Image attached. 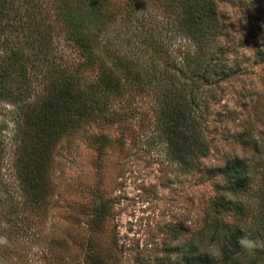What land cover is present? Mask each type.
<instances>
[{
	"label": "rangeland",
	"instance_id": "rangeland-1",
	"mask_svg": "<svg viewBox=\"0 0 264 264\" xmlns=\"http://www.w3.org/2000/svg\"><path fill=\"white\" fill-rule=\"evenodd\" d=\"M33 1L45 7L52 2ZM123 2L108 1L109 5H124ZM215 14L223 26L222 35L213 40L215 45L200 51L195 58L211 59V63L212 58L219 59L216 71L225 74L215 83L211 82L214 75L209 74L206 84H198L201 92L197 90L195 94L203 112L197 117L196 126L206 141V152L185 153L190 165L185 170L172 159L153 127L152 110L161 109L154 91L178 82L176 69L159 60L161 55L154 54L150 47L160 41L168 44L169 21L143 0L133 13L122 6L108 30L99 37L110 47L112 57L108 54L107 62L116 56L113 54L123 56L133 65L132 71L141 76L143 90L136 93L126 75H117L115 81L119 85L121 82V96L104 97L110 121L103 124L97 117L58 142L44 173L52 177L55 187L43 207L44 220H35L41 236L29 240L28 228L22 235L7 238L6 233L16 226L1 218L0 236H5L8 243L0 245V264H52V256L48 260L37 259L44 236L50 238L51 234L68 244L58 251L65 257L61 264H92L96 259L104 264H187L196 251L210 244L230 245L229 234L236 226H253L258 202L251 190L258 185V173L264 172V0H216ZM49 21L50 16L45 25ZM48 34L49 47L37 52L39 61L44 59L45 64H50L49 59L61 66L80 59L60 30L49 28ZM147 35L148 46L143 44ZM98 54L106 57L100 47ZM170 54L172 58L173 51ZM162 71L171 79L161 75ZM94 74L95 69L81 79L87 82ZM8 85V92L17 95V90ZM29 92L31 96L44 94L41 84L33 88L30 82ZM22 93H26L23 88ZM4 96L0 97L2 204L3 199H8L5 189L12 194L11 201L18 199L12 189L16 181L11 144L16 104L11 93ZM95 96L103 94L96 92ZM240 157L247 163L260 164L254 171L253 188L234 194L227 190L224 170ZM222 193L230 194L232 202L225 209L217 203ZM99 203L106 211L100 219L96 216ZM21 209L29 220L35 219L29 215V208ZM214 228L217 234L213 237ZM236 249L238 252L231 253L234 249L226 247L222 254L228 256L230 252V259H236L238 264H264V256L259 257V253ZM216 261L221 263V259Z\"/></svg>",
	"mask_w": 264,
	"mask_h": 264
},
{
	"label": "trees",
	"instance_id": "trees-1",
	"mask_svg": "<svg viewBox=\"0 0 264 264\" xmlns=\"http://www.w3.org/2000/svg\"><path fill=\"white\" fill-rule=\"evenodd\" d=\"M108 1L52 0L45 7L41 2L33 0H0V97H6L4 95L8 96V93H11V99L16 104L12 114L14 131L11 144L16 181L12 189L17 193L18 199L15 197V200L11 201L12 194L5 189L8 192V199H3L4 205L0 201V221L4 218L6 224L13 223V226H16L6 233L7 238L14 237L17 233L22 235L28 228L29 240L34 241L41 236L40 227L35 226V220H44L43 207L52 197V189L55 187L52 177L44 174L45 165L49 166L48 162L51 161L53 152L63 137L97 117L103 124L110 121V116L106 114L104 97L110 94L121 96V82L119 85L118 81H115L117 75H126L136 93L143 90L141 76L132 71L133 65L123 56L113 54L116 56L107 62L110 47L108 43L103 42L101 36L99 37V34L108 30L109 25L115 20L116 11L119 12L124 6L126 12H136L141 0H124V5H109ZM145 1L151 3L152 8L158 9L159 14L167 18L170 25L167 34L170 39L168 44L165 46V41L153 43L150 46L151 50L154 54L161 55L159 60L167 62L178 72L175 77L178 82L154 91L161 102V109L157 111L153 108L155 116L152 123L165 142L172 159L179 161L186 170L190 165L184 154H203L207 145L196 126L197 117L203 113L201 104L195 99V94L199 90L198 84L201 86L206 84L209 74L214 75L212 83L225 76L224 73L216 71L220 64L219 59L211 57L213 59L211 63V59L195 58L200 51L215 45L213 40L222 35L223 26L215 14L216 0H143L144 4H147ZM49 16L50 21L45 25ZM49 28L60 30L62 37L75 47L80 59L75 58V62H67L61 66L59 62H52L49 59L47 62L50 64H45L44 59L39 61L37 52L49 47L47 46L51 39V34L47 35ZM148 41L147 35L143 44L148 46ZM140 42L142 43L141 39ZM99 47L105 52L106 57L98 54ZM170 51L174 53L172 58ZM184 63L186 65L182 66ZM94 69L92 79L87 82L81 79ZM162 73L160 74L168 80L171 79L165 71ZM29 82L33 88L41 84L44 94L37 93L31 96ZM123 82L126 84V81ZM9 83L14 91L17 90V95L8 92L11 89ZM116 85L119 86L114 88ZM22 88L26 93H22ZM96 92L102 93L103 96H95ZM256 162L258 161L255 160ZM259 164L247 163L244 158H240L238 162L227 166L224 170L227 175L225 181L227 190L234 194L238 191H250L253 188L254 171L259 169ZM258 174H261L258 185L254 187L256 189L251 190V195L258 202L254 224L248 229L236 226L229 234L232 238L231 244L219 246L221 251L229 247L234 249L231 253L238 252L236 249L239 247L238 237L246 232L252 234V230L254 237L264 239V172ZM223 194L217 197L221 209L232 204L230 194ZM17 203L20 204L18 208ZM3 206L5 209L2 211ZM24 207L29 208V215L35 217L34 220L32 218L29 220L27 215L22 214L24 210L21 208ZM97 209L96 216L99 219L106 215L100 203ZM0 231H3V227ZM216 234L217 229H211V236L214 237ZM43 244L40 249L41 255L37 259L45 257L48 260L52 256L50 258V260L53 258L52 264H56L55 261L57 264L65 261V257L58 252L59 249L68 247L63 238L54 239L52 234L50 238L44 236ZM255 253H259V257L264 256V250ZM228 256L222 254L220 264H238L236 259L231 260ZM92 264L104 263L101 259H96ZM187 264L219 262L208 258L205 253L196 251Z\"/></svg>",
	"mask_w": 264,
	"mask_h": 264
},
{
	"label": "clouds",
	"instance_id": "clouds-1",
	"mask_svg": "<svg viewBox=\"0 0 264 264\" xmlns=\"http://www.w3.org/2000/svg\"><path fill=\"white\" fill-rule=\"evenodd\" d=\"M7 243V238L5 236H0V245H6ZM237 244L240 249L248 253L264 250V239L254 237L251 232H246L238 237ZM199 252L208 254L215 261L222 258V251L216 244H210L206 249H202Z\"/></svg>",
	"mask_w": 264,
	"mask_h": 264
}]
</instances>
